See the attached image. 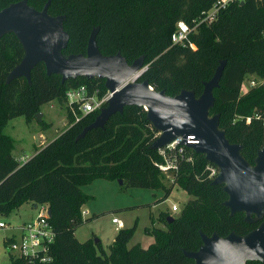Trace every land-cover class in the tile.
<instances>
[{"label": "trees", "instance_id": "16d2710c", "mask_svg": "<svg viewBox=\"0 0 264 264\" xmlns=\"http://www.w3.org/2000/svg\"><path fill=\"white\" fill-rule=\"evenodd\" d=\"M19 0H0V9ZM49 1L48 13L63 15V28L69 34L62 54L86 55L91 31L97 27L96 45L102 56L120 53L131 65L143 57L146 68L139 82L146 81L156 92L175 96L182 90L196 97L203 92L221 61L225 62L218 87L213 90L219 129L232 144L242 146L241 155L251 166L264 148V83L242 93L250 77L264 82V0L231 2L210 24L200 23L189 34L188 45L171 44L170 36L179 20L193 26V19L211 7L215 0H27L35 9ZM24 57V49L13 32L0 37V219L8 218L25 204L46 205L55 234L49 264H194L184 252H195L202 245L200 233H231L245 236L263 221L247 223L243 213L230 215L223 206L227 195L222 186L212 185L203 155L185 149L191 162L179 159L177 171L168 186L158 165L164 163L151 145L159 133L142 107H125L110 117L102 129L79 137L99 112L74 121L66 105L69 89L85 86L88 94L106 93L104 79H69L47 76L37 64L24 78L6 83L9 73ZM56 101L64 106L68 127L54 140L19 163L11 154L14 141L3 133L11 119L22 117L27 124L35 120L41 107ZM106 104L104 105V107ZM45 131L49 125L39 122ZM96 180L121 181L125 188L162 190L166 200L174 187L191 197L176 217L161 213L164 229L144 230L154 242L147 248L128 247L136 230L117 231L108 251L100 240L80 243L75 231L92 219H83L81 207L92 199L82 187ZM171 217L169 222L167 219ZM6 244V241L4 242ZM10 264H30L10 259ZM246 264H264L247 262Z\"/></svg>", "mask_w": 264, "mask_h": 264}, {"label": "water", "instance_id": "95a60500", "mask_svg": "<svg viewBox=\"0 0 264 264\" xmlns=\"http://www.w3.org/2000/svg\"><path fill=\"white\" fill-rule=\"evenodd\" d=\"M48 5L49 1L38 10L27 0H19L0 9V37L13 32L24 49L23 59L9 73L6 83L24 78L30 84L31 70L39 63L44 65L47 76H59L62 83L77 78L104 79L109 94L106 106L79 137L91 130L102 129L111 116L122 114L125 107H142L148 121L159 133L151 145L152 149L160 150L181 138V145L203 155L210 165L218 169L212 185L222 186L227 195L223 206L230 215L243 213L247 223L263 219L255 230L245 236L231 233L220 237L216 233L211 236L200 233L202 245L195 252H184L185 257L193 260L194 264L263 262L264 148L257 152L251 166L241 155L242 146L230 143L224 131L219 129L218 115H210L214 106L213 90L218 87L225 62L221 61L212 79L203 84L199 97L187 90L173 97L167 96L163 91L156 92L146 81L139 82L146 69L143 57L129 65L120 53L102 56L95 40L97 27L88 38L85 56H64L62 52L69 39L63 28L65 17L50 15ZM41 116L38 113L35 120L41 122ZM118 183L122 185L121 181ZM167 220L171 222L172 218ZM97 241L94 240L95 243Z\"/></svg>", "mask_w": 264, "mask_h": 264}, {"label": "rangeland", "instance_id": "374dc122", "mask_svg": "<svg viewBox=\"0 0 264 264\" xmlns=\"http://www.w3.org/2000/svg\"><path fill=\"white\" fill-rule=\"evenodd\" d=\"M198 18L193 19V24L196 21L199 22ZM194 30L192 31L194 32ZM194 48L193 46L192 49ZM252 80L256 79L252 76L243 83L242 93L251 89L249 82ZM105 96L106 93H103L98 98L103 99ZM40 113L42 114L41 121L49 125L45 131L40 128L38 121L34 120L27 124L22 117L9 120L3 128V133L14 141L11 154L19 162H22V159L26 161L31 158L37 150L36 147L51 142L68 127L66 110L56 101L43 105ZM170 181L163 175L165 186H168ZM83 190L91 195L92 199L81 207L80 212L87 211L94 218L75 231V238L80 243L90 239L100 240L105 251H108L112 244L117 233L116 230L121 229L111 223L113 217L123 223V228H131L136 224V230L128 247L139 245L142 248H147L154 242L153 237L144 232L146 228H151V222L153 221L155 228L164 229L163 223L159 220L160 214L168 213L172 217L178 216L183 205L191 198L177 187H174L168 198L163 200L164 192L162 190L125 188L119 185L118 181L106 180H96L90 185L84 186ZM172 206H176L178 210L172 212ZM31 216L34 218L36 212L30 204H25L8 218H4V221L12 227L30 220ZM13 233L10 229L0 231V264H10L8 250L3 245V241Z\"/></svg>", "mask_w": 264, "mask_h": 264}, {"label": "built area", "instance_id": "2783aa9c", "mask_svg": "<svg viewBox=\"0 0 264 264\" xmlns=\"http://www.w3.org/2000/svg\"><path fill=\"white\" fill-rule=\"evenodd\" d=\"M235 1L242 2L244 0H215L209 9L199 14V22L196 21L193 26L188 25L183 20L177 21L174 31L170 36L171 44L180 46L188 45L192 48L193 45L189 42V34L194 30L195 26L200 23L213 22L221 10ZM249 83L250 87L253 88L264 82L252 80ZM97 93L98 91H94L89 95L85 86L69 89L66 92V105L70 108L75 122H77L81 116L93 112H100V110L104 108V105L109 99V94L107 93L105 98L99 99ZM185 149L187 148L181 145V138H177L158 150L160 156L164 160L163 164L158 165V169L168 179L172 180L173 174L177 171L179 159L191 162V158L188 157ZM207 170L209 171V178L214 180L218 175V169L211 165L207 167ZM32 208L35 210L36 216L18 225L11 227L4 219H0V231L10 229L14 232L3 241V245L6 246L8 250L9 262L11 258L22 259L28 261L30 264H49L52 261L50 248L54 243L55 234L48 220L49 210L46 205H37L36 208L32 206ZM177 210L176 206L171 207L172 212H176ZM81 216L84 219L87 216V212L81 211ZM111 223L118 228H122L123 226L122 222L116 217L111 219ZM5 241L6 244H4Z\"/></svg>", "mask_w": 264, "mask_h": 264}, {"label": "crops", "instance_id": "0c3cea01", "mask_svg": "<svg viewBox=\"0 0 264 264\" xmlns=\"http://www.w3.org/2000/svg\"><path fill=\"white\" fill-rule=\"evenodd\" d=\"M47 143H48V142H47ZM37 146H38V145H37ZM43 146H44V145H42L41 147H43ZM41 147L38 146V147H36V148H37V150H38V149H40ZM35 153H36V151H35ZM17 161H18V160H17ZM21 161H22L23 163L25 162V160H23V159H22ZM18 162H19V161H18ZM22 162H19V163L22 164ZM82 188H83V187H82ZM83 192H85L86 195H89V194H87V192H86L85 190H83ZM89 196H91V195H89ZM85 212H87V211H85ZM88 216H90V214H88V212H87V216L85 217V219H92V220H93L94 216H90V217H88ZM31 217H32V216H31ZM92 220H91V221H92ZM88 223H89V222H88ZM122 224H123V223H122ZM113 225H114V224H113ZM116 227H117V226H116ZM121 229H124L123 226H122ZM119 230H120V229H119ZM117 231H118V230H116V232H117Z\"/></svg>", "mask_w": 264, "mask_h": 264}]
</instances>
